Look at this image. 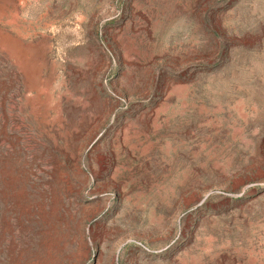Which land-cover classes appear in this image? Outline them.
I'll return each instance as SVG.
<instances>
[{
	"label": "rangeland",
	"instance_id": "1",
	"mask_svg": "<svg viewBox=\"0 0 264 264\" xmlns=\"http://www.w3.org/2000/svg\"><path fill=\"white\" fill-rule=\"evenodd\" d=\"M0 264H264V0H0Z\"/></svg>",
	"mask_w": 264,
	"mask_h": 264
}]
</instances>
